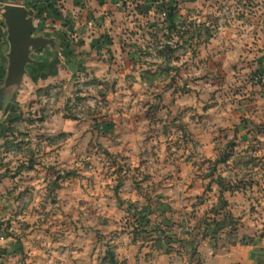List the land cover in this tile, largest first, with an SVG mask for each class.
<instances>
[{
    "label": "rangeland",
    "instance_id": "obj_1",
    "mask_svg": "<svg viewBox=\"0 0 264 264\" xmlns=\"http://www.w3.org/2000/svg\"><path fill=\"white\" fill-rule=\"evenodd\" d=\"M7 4L45 41L15 72ZM0 103V264L264 238V0H0Z\"/></svg>",
    "mask_w": 264,
    "mask_h": 264
},
{
    "label": "water",
    "instance_id": "obj_2",
    "mask_svg": "<svg viewBox=\"0 0 264 264\" xmlns=\"http://www.w3.org/2000/svg\"><path fill=\"white\" fill-rule=\"evenodd\" d=\"M3 17L8 26V37L11 45V72L20 71L29 61L31 46L41 47L45 44L42 39L32 36V8L23 5L7 4L3 7Z\"/></svg>",
    "mask_w": 264,
    "mask_h": 264
},
{
    "label": "crops",
    "instance_id": "obj_3",
    "mask_svg": "<svg viewBox=\"0 0 264 264\" xmlns=\"http://www.w3.org/2000/svg\"><path fill=\"white\" fill-rule=\"evenodd\" d=\"M202 264H264V238L230 242L221 251L215 250Z\"/></svg>",
    "mask_w": 264,
    "mask_h": 264
},
{
    "label": "trees",
    "instance_id": "obj_4",
    "mask_svg": "<svg viewBox=\"0 0 264 264\" xmlns=\"http://www.w3.org/2000/svg\"><path fill=\"white\" fill-rule=\"evenodd\" d=\"M0 108H1V103H0Z\"/></svg>",
    "mask_w": 264,
    "mask_h": 264
}]
</instances>
